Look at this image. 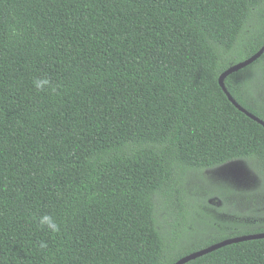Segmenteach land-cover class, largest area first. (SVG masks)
<instances>
[{
    "label": "trees",
    "instance_id": "1",
    "mask_svg": "<svg viewBox=\"0 0 264 264\" xmlns=\"http://www.w3.org/2000/svg\"><path fill=\"white\" fill-rule=\"evenodd\" d=\"M263 46L264 0H0V264H174L264 232V126L219 83ZM225 85L264 120V53ZM235 160L260 183L197 230L202 173ZM185 264H264V238Z\"/></svg>",
    "mask_w": 264,
    "mask_h": 264
},
{
    "label": "rangeland",
    "instance_id": "2",
    "mask_svg": "<svg viewBox=\"0 0 264 264\" xmlns=\"http://www.w3.org/2000/svg\"><path fill=\"white\" fill-rule=\"evenodd\" d=\"M205 180L214 188L211 191L216 195L196 199L198 210L197 230L210 221L223 222V228H231L234 217L225 210V204L218 195L225 194L227 191L237 192L236 190L254 188L260 183L259 176L252 170L250 165L244 160L227 162L219 167L206 170L202 173ZM236 189V190H228ZM210 206H213L212 208ZM207 233V232H204Z\"/></svg>",
    "mask_w": 264,
    "mask_h": 264
},
{
    "label": "water",
    "instance_id": "3",
    "mask_svg": "<svg viewBox=\"0 0 264 264\" xmlns=\"http://www.w3.org/2000/svg\"><path fill=\"white\" fill-rule=\"evenodd\" d=\"M264 53V46L254 55H252L251 57L232 65L231 67H229L227 70H225L221 76L219 77V83L220 86L222 87V89L224 90V92L227 94V96L229 97V99L241 110L243 111L245 114H247L249 117H251L252 119L256 120L257 122H259L260 124H262L264 126V120L259 118L258 116H256L255 114L251 113L250 111H248L246 108H244L239 102L236 101V99L232 96V94L228 91L226 85H225V79L227 78L228 75H230L231 73L238 71L248 65H250L251 63H253L254 61H256L262 54ZM259 238H264V232H260V233H253V234H245V235H241V236H236V237H231V238H227L224 239L216 244H213L211 246H208L206 248L197 250L195 252H192L184 257H182L181 259H179L177 262H175L174 264H185L190 260L196 259L197 257L203 256L209 252H212L215 249L221 248L223 246L235 243V242H239V241H244V240H250V239H259Z\"/></svg>",
    "mask_w": 264,
    "mask_h": 264
},
{
    "label": "clouds",
    "instance_id": "4",
    "mask_svg": "<svg viewBox=\"0 0 264 264\" xmlns=\"http://www.w3.org/2000/svg\"><path fill=\"white\" fill-rule=\"evenodd\" d=\"M32 87L37 91V92H44L51 90L52 92L56 91V87L53 85L51 79L44 75V76H37L34 77L32 80ZM38 226L41 229H46L50 233H58L61 230V225L55 218V216L51 214H42L38 217H36ZM41 248H46L47 243L44 241L40 242L39 245Z\"/></svg>",
    "mask_w": 264,
    "mask_h": 264
}]
</instances>
